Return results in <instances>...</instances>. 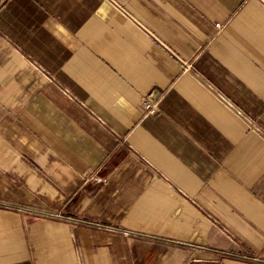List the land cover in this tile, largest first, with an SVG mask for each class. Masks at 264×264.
<instances>
[{
	"label": "crops",
	"instance_id": "crops-1",
	"mask_svg": "<svg viewBox=\"0 0 264 264\" xmlns=\"http://www.w3.org/2000/svg\"><path fill=\"white\" fill-rule=\"evenodd\" d=\"M0 264H264V0H0Z\"/></svg>",
	"mask_w": 264,
	"mask_h": 264
},
{
	"label": "built area",
	"instance_id": "built-area-1",
	"mask_svg": "<svg viewBox=\"0 0 264 264\" xmlns=\"http://www.w3.org/2000/svg\"><path fill=\"white\" fill-rule=\"evenodd\" d=\"M217 27H220L219 24H217ZM145 107H146L149 111L153 112V109L156 108V104H155L154 101L146 102V103H145Z\"/></svg>",
	"mask_w": 264,
	"mask_h": 264
}]
</instances>
